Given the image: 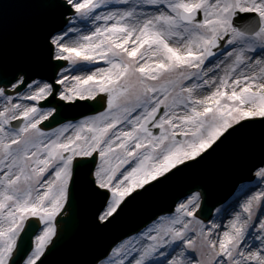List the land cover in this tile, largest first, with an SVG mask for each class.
I'll return each mask as SVG.
<instances>
[{
    "label": "snow or ice",
    "instance_id": "6c2138e0",
    "mask_svg": "<svg viewBox=\"0 0 264 264\" xmlns=\"http://www.w3.org/2000/svg\"><path fill=\"white\" fill-rule=\"evenodd\" d=\"M40 6L59 10L44 37L51 74L0 66V264H45L77 197L110 223L153 182L264 123V0ZM57 97L98 107L51 127ZM249 173L242 199L206 211L190 188L94 264H264V135Z\"/></svg>",
    "mask_w": 264,
    "mask_h": 264
},
{
    "label": "water",
    "instance_id": "95a60500",
    "mask_svg": "<svg viewBox=\"0 0 264 264\" xmlns=\"http://www.w3.org/2000/svg\"><path fill=\"white\" fill-rule=\"evenodd\" d=\"M42 2L0 0V62L12 54L17 56L15 53H27L48 63L44 37L59 22V10L41 7ZM17 67L25 68L23 61L14 63L12 69L8 70ZM51 69L52 66H49V75ZM57 101L61 105L59 115L62 112L68 114L69 111L70 115H76L81 110L80 113H84L98 107L92 102L78 101L82 105L67 106L64 101ZM59 115L53 124L62 120ZM242 134H245L244 139L237 140ZM262 135L264 123L259 121L233 134L203 159L198 158L196 163L181 168L167 180L153 183L152 188L135 195L122 210H118L110 223L97 221L95 213L98 201L82 197L70 201V214L58 219V222L62 221L61 230L46 254L45 264L94 263L114 242L145 225L149 218L160 209L167 208L177 196L190 188H201L205 193L206 211L208 208L213 209L229 196L241 179L251 176L249 167L261 155ZM255 183L241 184L227 203L242 198V190L247 191Z\"/></svg>",
    "mask_w": 264,
    "mask_h": 264
},
{
    "label": "rangeland",
    "instance_id": "374dc122",
    "mask_svg": "<svg viewBox=\"0 0 264 264\" xmlns=\"http://www.w3.org/2000/svg\"><path fill=\"white\" fill-rule=\"evenodd\" d=\"M73 74H74V73H73ZM253 182H256V180L254 179ZM253 190H255V189H253ZM242 198H243V197H242ZM242 198H240V199H242ZM227 201H228V200H227ZM227 201H226L224 204H226ZM222 205H223V204H222ZM220 206H221V205H220ZM220 206H219V207H220Z\"/></svg>",
    "mask_w": 264,
    "mask_h": 264
},
{
    "label": "bare ground",
    "instance_id": "6f19581e",
    "mask_svg": "<svg viewBox=\"0 0 264 264\" xmlns=\"http://www.w3.org/2000/svg\"><path fill=\"white\" fill-rule=\"evenodd\" d=\"M75 74V73H74Z\"/></svg>",
    "mask_w": 264,
    "mask_h": 264
}]
</instances>
